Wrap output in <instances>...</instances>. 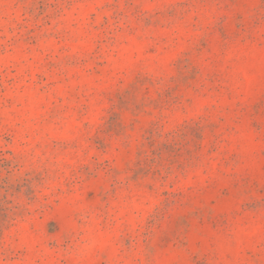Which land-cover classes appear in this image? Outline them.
Returning a JSON list of instances; mask_svg holds the SVG:
<instances>
[{
  "label": "rangeland",
  "instance_id": "1",
  "mask_svg": "<svg viewBox=\"0 0 264 264\" xmlns=\"http://www.w3.org/2000/svg\"><path fill=\"white\" fill-rule=\"evenodd\" d=\"M0 264H264V0H0Z\"/></svg>",
  "mask_w": 264,
  "mask_h": 264
}]
</instances>
